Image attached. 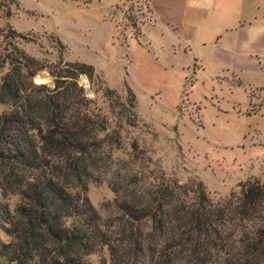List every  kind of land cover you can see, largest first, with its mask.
Wrapping results in <instances>:
<instances>
[{
	"label": "trees",
	"instance_id": "obj_1",
	"mask_svg": "<svg viewBox=\"0 0 264 264\" xmlns=\"http://www.w3.org/2000/svg\"><path fill=\"white\" fill-rule=\"evenodd\" d=\"M18 55L0 78L10 107L0 114V196L18 198L13 210L0 201L5 264H264L263 184L246 180L213 201L200 182L165 178L135 140L125 152L119 132L138 122L130 92L121 100L105 89L104 112L77 85L91 66L67 64L51 87L36 86L33 59ZM89 183L113 194L105 218ZM100 251L106 260H86Z\"/></svg>",
	"mask_w": 264,
	"mask_h": 264
},
{
	"label": "rangeland",
	"instance_id": "obj_2",
	"mask_svg": "<svg viewBox=\"0 0 264 264\" xmlns=\"http://www.w3.org/2000/svg\"><path fill=\"white\" fill-rule=\"evenodd\" d=\"M256 32L260 27H236L221 41L233 37L240 44ZM207 45L191 61L152 27L143 0H0V78L19 53L33 59L36 86L51 87L67 64L91 66V79L77 77L78 87L87 86L80 87L85 99L106 112L105 89L121 100L127 92L134 97L137 127L119 132L125 152L135 140L149 168L179 184L200 182L216 201L238 195L246 180L264 185V45L249 46L258 51L248 56ZM220 57L230 66L206 62ZM9 109L0 104V114ZM85 194L105 218L109 188L89 183ZM0 201L13 210L18 198L7 194ZM0 239L6 240L1 231ZM106 259L105 251L86 256L90 263Z\"/></svg>",
	"mask_w": 264,
	"mask_h": 264
},
{
	"label": "crops",
	"instance_id": "obj_3",
	"mask_svg": "<svg viewBox=\"0 0 264 264\" xmlns=\"http://www.w3.org/2000/svg\"><path fill=\"white\" fill-rule=\"evenodd\" d=\"M150 12L152 27H158L161 36H168L171 42L183 54L197 59V51L216 39L207 47L232 56L255 55L249 46L264 45V0H143ZM260 27L261 33H255L237 43L233 37L222 40L232 34L233 28ZM227 42V43H226ZM213 64L230 66L220 57L209 61Z\"/></svg>",
	"mask_w": 264,
	"mask_h": 264
},
{
	"label": "built area",
	"instance_id": "obj_4",
	"mask_svg": "<svg viewBox=\"0 0 264 264\" xmlns=\"http://www.w3.org/2000/svg\"><path fill=\"white\" fill-rule=\"evenodd\" d=\"M80 87H82V89H83L84 91L88 90V89H87V86H86L85 83H84V81L82 82V84L80 85Z\"/></svg>",
	"mask_w": 264,
	"mask_h": 264
},
{
	"label": "bare ground",
	"instance_id": "obj_5",
	"mask_svg": "<svg viewBox=\"0 0 264 264\" xmlns=\"http://www.w3.org/2000/svg\"><path fill=\"white\" fill-rule=\"evenodd\" d=\"M43 79H45V78H43Z\"/></svg>",
	"mask_w": 264,
	"mask_h": 264
},
{
	"label": "water",
	"instance_id": "obj_6",
	"mask_svg": "<svg viewBox=\"0 0 264 264\" xmlns=\"http://www.w3.org/2000/svg\"><path fill=\"white\" fill-rule=\"evenodd\" d=\"M47 80H48V78H47Z\"/></svg>",
	"mask_w": 264,
	"mask_h": 264
}]
</instances>
